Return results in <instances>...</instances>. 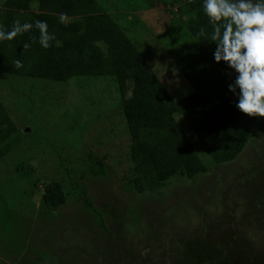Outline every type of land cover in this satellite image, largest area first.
<instances>
[{"label": "rangeland", "instance_id": "obj_1", "mask_svg": "<svg viewBox=\"0 0 264 264\" xmlns=\"http://www.w3.org/2000/svg\"><path fill=\"white\" fill-rule=\"evenodd\" d=\"M108 1L112 17H125L120 0ZM190 3L148 12L144 33L124 30L176 100L193 92L167 59L171 42L187 41L174 10ZM75 80L40 93L35 104L12 98L0 82V102L19 129L0 163V199L8 189L16 207L6 212L7 225L0 222L3 236L8 227L15 232L10 242L0 239V264H264V117L235 161L216 165L198 149L206 174L176 176L162 190L138 194L121 181L130 141L118 94L107 80ZM55 180L67 202L40 211L42 184Z\"/></svg>", "mask_w": 264, "mask_h": 264}, {"label": "trees", "instance_id": "obj_2", "mask_svg": "<svg viewBox=\"0 0 264 264\" xmlns=\"http://www.w3.org/2000/svg\"><path fill=\"white\" fill-rule=\"evenodd\" d=\"M177 4L178 0H120L118 10L122 7L126 14L117 20L110 14L116 7L108 0H0V26L5 30H10L17 19L22 23L46 21L58 41L44 49L38 43V31L33 29L13 41L0 42V82L9 86L6 92L35 104L34 97L41 99L40 93H55V85L71 84L75 79L107 80L120 97L115 93L114 100L118 99L117 111L125 118L130 141L129 165L123 162L128 167L121 181L138 194L162 190L176 176L193 180L206 174L209 169L198 149L202 148L216 165L235 161L249 143L258 120V116H248L235 107L237 95L229 91V85L237 74L227 64L215 62V43L197 38L199 28L208 26L203 0H191L173 15V21L178 20L183 28L178 32L184 30L187 41L178 47L170 41L167 59L192 87V94L184 98L176 100L170 94L141 46L127 36L132 28L146 32L144 17L148 12ZM59 13L66 15L62 24ZM127 13H132V19ZM142 26L145 29H140ZM25 42L31 45L27 50L23 48ZM16 60L23 68L15 67ZM183 121L186 125L182 126ZM18 133L12 113L0 102V163L18 141ZM87 156L90 160L91 155ZM108 159L122 166L114 162L115 158ZM95 160L99 167L94 173L101 175L103 161ZM39 185L40 181L35 187ZM42 185L40 211L56 212L66 204L67 194L59 181ZM11 199L8 189L0 199V222L6 225V212L16 209ZM7 232L8 237L0 233V239L10 242L15 232L11 227Z\"/></svg>", "mask_w": 264, "mask_h": 264}, {"label": "clouds", "instance_id": "obj_3", "mask_svg": "<svg viewBox=\"0 0 264 264\" xmlns=\"http://www.w3.org/2000/svg\"><path fill=\"white\" fill-rule=\"evenodd\" d=\"M202 8L208 26H201L196 35L215 43V62L227 64L237 74L229 85V91L237 95L235 107L248 116L264 117V0H203ZM58 19L62 24L66 15L59 13ZM33 29L39 33L42 48L48 49L53 41L58 43L46 21L22 23L19 19L10 30L0 26V42L13 41ZM30 47L27 42L23 44L25 50ZM14 64L23 68L20 60Z\"/></svg>", "mask_w": 264, "mask_h": 264}]
</instances>
